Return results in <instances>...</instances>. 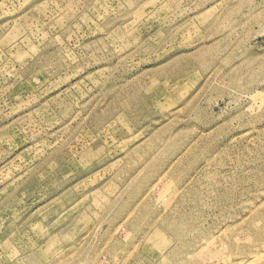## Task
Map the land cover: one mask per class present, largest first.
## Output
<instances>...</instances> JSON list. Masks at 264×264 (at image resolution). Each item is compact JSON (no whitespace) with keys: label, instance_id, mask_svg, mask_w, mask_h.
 <instances>
[{"label":"rangeland","instance_id":"1","mask_svg":"<svg viewBox=\"0 0 264 264\" xmlns=\"http://www.w3.org/2000/svg\"><path fill=\"white\" fill-rule=\"evenodd\" d=\"M0 264H264V0H0Z\"/></svg>","mask_w":264,"mask_h":264}]
</instances>
